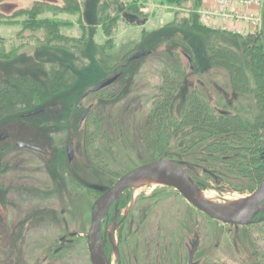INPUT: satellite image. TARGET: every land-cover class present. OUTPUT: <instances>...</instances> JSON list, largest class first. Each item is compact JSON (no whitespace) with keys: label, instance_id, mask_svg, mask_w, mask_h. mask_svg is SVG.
<instances>
[{"label":"rangeland","instance_id":"1","mask_svg":"<svg viewBox=\"0 0 264 264\" xmlns=\"http://www.w3.org/2000/svg\"><path fill=\"white\" fill-rule=\"evenodd\" d=\"M132 1L141 8L138 15L128 10ZM187 2L178 9V18L187 15ZM172 10L160 0H0V47L15 51L9 60L0 59V76L19 72L40 77L53 60L77 76L73 88L49 99L53 104L41 106L47 109L44 116L23 121L15 113L0 120V264H91L85 234L99 188L111 186L120 174L150 159L140 126L152 107L167 48L158 44L159 39L152 38L151 44L145 40L182 29L167 24ZM261 16L264 39V7ZM43 20H50L54 34L66 43L46 35L42 28L49 23L32 30L35 21ZM103 22L108 36L102 32ZM167 26L171 28L166 31ZM80 37L84 42L77 44ZM188 41L198 73L186 67L184 85L195 89L212 111L251 119L253 97L235 94L226 73L206 64L202 39ZM45 42L70 51L45 49L40 45ZM143 51L151 53L128 63L132 65L123 71L125 82L133 71L136 78L132 85L119 87L115 99L89 91ZM177 51L186 66V58ZM96 77L100 79L91 82ZM180 99L178 95L171 119H179ZM88 107L102 118L97 125L98 151L83 145L85 120L79 124V119ZM53 117L55 121L47 124ZM19 140L38 143L42 152L17 147ZM185 140L173 135L167 150L213 201H237L257 187L238 175L231 157L216 159L197 148L182 153ZM122 192L123 220L113 240L119 241L122 264H186L199 258L200 264H264L263 222L245 227L222 224L193 208L175 189L152 182ZM72 232L76 236L53 253L59 239ZM112 254L116 264V253Z\"/></svg>","mask_w":264,"mask_h":264},{"label":"trees","instance_id":"2","mask_svg":"<svg viewBox=\"0 0 264 264\" xmlns=\"http://www.w3.org/2000/svg\"><path fill=\"white\" fill-rule=\"evenodd\" d=\"M185 1H188V13L184 17L178 18L176 13H178V9L184 7ZM200 2L201 0H160L161 5L168 9H174L167 24H174L175 27L182 29L171 33L169 31L168 34L161 32L145 40L151 44L152 38L159 39L158 44L165 45L167 48L160 60L159 85L152 99V107L140 126V132L147 141L150 151V159L147 162L165 158V156L172 159V155L167 150L169 140L173 135L180 134L182 138L186 139L185 148L180 150L182 153L190 154L197 148L201 153L216 157V159L231 157L230 162L238 175L248 179L252 184L258 185L264 172L263 34L261 29L256 33L237 35L205 27L195 13ZM140 9L135 1L128 4V10L133 15L141 13ZM46 23L49 24L42 28L46 31V35H49L52 40L61 39L65 42L62 36L54 34L55 28L53 27L55 26L50 20L35 21L32 24V30L41 29L39 27ZM53 23L56 22L53 21ZM187 23L189 26L186 25ZM100 25L103 34L108 36L106 23L103 22ZM169 28L171 27H165L166 31L170 30ZM183 29L187 32L185 36L182 35ZM231 37L236 41H231L233 39ZM194 38L200 41L202 39L206 64L226 73L232 91L235 94L253 97L255 114L251 119L244 118L237 112L227 114L212 111L195 89L189 90L184 85L186 67L198 73L194 64L192 42L188 41ZM106 41L110 42L109 39ZM83 42L81 37L78 42L76 41L77 44ZM40 45L45 49L55 48L57 51H70L62 47L51 46L46 42ZM176 49H179L186 58V66L181 61L180 54L178 51L176 52ZM14 54V50L7 51L0 47V59L9 60ZM101 64L104 66L103 63ZM130 66H122L121 70L117 72L119 77L111 85L96 91L97 97L113 100L120 95L119 87L124 89L126 85H132L136 78L135 71L126 82L123 76L126 73V71L123 72L124 69L127 70L131 68ZM99 79L100 77H96L91 82ZM76 81L75 71L55 60L46 64V70L40 77L19 72L0 76V120L15 113L23 121L44 116L47 109L41 108V106L44 103L45 105H50L51 102L53 104L54 101L48 100L69 91L74 87ZM178 95L181 99L180 116L177 120L171 119L170 111ZM52 121H55V117L51 118L47 124ZM101 121V117L97 118L90 111L86 115L83 131L84 147L98 151L96 147L98 144L97 125ZM103 137H106L105 133ZM187 172L192 176L188 170Z\"/></svg>","mask_w":264,"mask_h":264},{"label":"water","instance_id":"3","mask_svg":"<svg viewBox=\"0 0 264 264\" xmlns=\"http://www.w3.org/2000/svg\"><path fill=\"white\" fill-rule=\"evenodd\" d=\"M150 51L135 52L131 55L124 66L130 61L137 60L149 55ZM118 77L115 74L101 83L93 86L89 91H99L112 84ZM89 107L82 113L79 124L85 118ZM2 136L0 135V140ZM17 147L27 148L34 151L40 149L27 142H17ZM69 158L72 156V146L68 145ZM144 182H152L175 189L194 208L208 217L224 224L247 225L262 210H264V172L258 186L248 196L233 202H215L200 194L203 192L195 181L182 166L181 162L170 158H160L140 164L121 174L111 186L103 189L91 207V220L86 233L87 248L91 264H109L104 255L103 244L99 240L100 221L106 215L110 204L117 201L121 192L127 187H134ZM118 257L116 246H112Z\"/></svg>","mask_w":264,"mask_h":264},{"label":"flooded vegetation","instance_id":"4","mask_svg":"<svg viewBox=\"0 0 264 264\" xmlns=\"http://www.w3.org/2000/svg\"><path fill=\"white\" fill-rule=\"evenodd\" d=\"M90 111V107H89V110L88 112ZM88 114V113H87ZM86 118V116H85ZM85 118L82 120L84 121ZM17 142H25V141H22V140H19ZM16 142V143H17ZM15 143V144H16ZM28 143V142H27ZM30 144V143H29ZM32 145L38 147L40 150L39 151H36V152H42V149L40 148V145L38 143L35 142L32 143ZM69 145V144H68ZM68 145H67V150H68ZM70 155V154H68ZM72 157V156H71ZM70 157V158H71ZM123 174V173H122ZM121 175V174H120ZM119 175V176H120ZM118 176V177H119ZM117 177V178H118ZM112 182V184L116 181V179ZM3 184H4V181L2 182V187H3ZM200 184V183H198ZM259 184V183H258ZM258 186V185H257ZM254 190H252L251 192H253ZM250 192V193H251ZM102 193V191H100L99 195ZM249 193V194H250ZM249 194H247L246 196H248ZM98 195V196H99ZM123 192H121L119 198L117 201H113L108 210H107V213L106 215L101 219L100 221V232H99V240H100V243L103 244V252H104V255L105 257L107 258V260L109 261V264H113V245L116 246L117 248V253H118V257H116V264H122L121 263V258H120V252H119V241L117 239L116 241V244L114 243L115 241L114 240V236H115V233L117 231V228L118 226L120 225V223L122 222L123 218H122V213H121V210L123 208V205L121 204V201L123 199ZM97 196V197H98ZM96 197V198H97ZM245 197V196H244ZM184 199V198H183ZM96 200V199H95ZM213 201V200H212ZM188 203V202H187ZM189 204V203H188ZM191 205V204H190ZM192 206V205H191ZM193 207V206H192ZM194 208V207H193ZM196 209V208H195ZM197 210V209H196ZM199 211V210H198ZM201 212V211H199ZM202 213V212H201ZM205 215V214H204ZM207 216V215H205ZM208 217V216H207ZM210 218V217H208ZM212 219V218H210ZM212 220H215V219H212ZM217 221V220H216ZM220 222V221H219ZM264 223V210H262L261 212H259L252 220L250 223H248L247 225H234V224H226V225H233V226H242V227H245V226H248V225H252L254 223ZM222 223V222H221ZM224 224V223H222ZM23 230V228H21ZM88 231V230H87ZM6 236L9 237V233L6 234ZM76 236V234L74 232H72L71 234H69L68 236H62L59 241H58V244L59 246H56L53 250V253H56L58 250L62 249L64 244V242H66L67 244L69 243L70 239L69 237H74ZM86 236V234H85ZM24 238H26V235L24 234L23 235ZM21 239V237H20ZM86 243H87V240H86ZM38 263V262H36ZM201 263V258H199L198 260H189L186 264H200Z\"/></svg>","mask_w":264,"mask_h":264},{"label":"built area","instance_id":"5","mask_svg":"<svg viewBox=\"0 0 264 264\" xmlns=\"http://www.w3.org/2000/svg\"><path fill=\"white\" fill-rule=\"evenodd\" d=\"M204 6L198 11L200 18L210 21L220 17L230 21L243 20L252 28H256L260 21V14L264 0H203ZM211 24V23H210ZM214 25V24H212ZM220 30L240 34L242 31L233 26L220 25Z\"/></svg>","mask_w":264,"mask_h":264},{"label":"crops","instance_id":"6","mask_svg":"<svg viewBox=\"0 0 264 264\" xmlns=\"http://www.w3.org/2000/svg\"><path fill=\"white\" fill-rule=\"evenodd\" d=\"M205 4V2L203 0H201L199 7L195 10V13L198 16L199 21L207 28L213 29V30H219V26L220 25H227V26H233L236 27L238 29H241V31L243 33H248V32H253L254 30H257L258 26L254 29L252 28L247 22L243 21V20H236V21H230L229 19H225L223 20L220 17L217 18H213L210 21H206L204 19H201L197 13V11L199 10V8L203 7ZM188 11V9H187ZM172 15V13H170ZM172 17V16H170ZM171 18H168L167 20H169ZM211 23V24H210ZM214 24V25H212Z\"/></svg>","mask_w":264,"mask_h":264},{"label":"bare ground","instance_id":"7","mask_svg":"<svg viewBox=\"0 0 264 264\" xmlns=\"http://www.w3.org/2000/svg\"><path fill=\"white\" fill-rule=\"evenodd\" d=\"M200 195L205 197V198H207V199H209V200H212V197L208 193H206L204 191Z\"/></svg>","mask_w":264,"mask_h":264}]
</instances>
